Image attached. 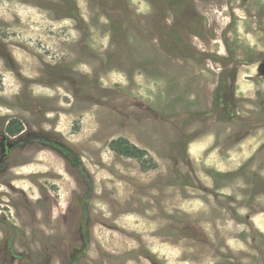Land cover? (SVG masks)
Instances as JSON below:
<instances>
[{
  "label": "rangeland",
  "instance_id": "374dc122",
  "mask_svg": "<svg viewBox=\"0 0 264 264\" xmlns=\"http://www.w3.org/2000/svg\"><path fill=\"white\" fill-rule=\"evenodd\" d=\"M0 264H264V0H0Z\"/></svg>",
  "mask_w": 264,
  "mask_h": 264
},
{
  "label": "trees",
  "instance_id": "16d2710c",
  "mask_svg": "<svg viewBox=\"0 0 264 264\" xmlns=\"http://www.w3.org/2000/svg\"><path fill=\"white\" fill-rule=\"evenodd\" d=\"M11 124L8 126L9 128H8V130H9V132L10 133H12V134H15V133H19L20 131H21V127L19 126V125H16V126H11V125H13V123L12 122H10ZM17 127V128H16ZM116 144H117V141H115V142H113L112 143V148L114 149V150H116V151H118L119 153H123L122 151V149L121 148H118V146H116ZM124 144L126 145V149H130L131 147H133L135 150H137L138 152H142L140 149H138V148H136V147H134V146H131V144H129L127 141H125L124 142ZM128 145V146H127ZM52 146H56V144L55 143H53L52 144ZM126 153H129V152H126Z\"/></svg>",
  "mask_w": 264,
  "mask_h": 264
},
{
  "label": "bare ground",
  "instance_id": "6f19581e",
  "mask_svg": "<svg viewBox=\"0 0 264 264\" xmlns=\"http://www.w3.org/2000/svg\"><path fill=\"white\" fill-rule=\"evenodd\" d=\"M145 242V241H144Z\"/></svg>",
  "mask_w": 264,
  "mask_h": 264
}]
</instances>
